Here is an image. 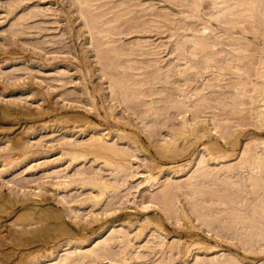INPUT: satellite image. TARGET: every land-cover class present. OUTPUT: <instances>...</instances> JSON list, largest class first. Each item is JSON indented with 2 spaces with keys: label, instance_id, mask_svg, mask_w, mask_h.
Listing matches in <instances>:
<instances>
[{
  "label": "bare ground",
  "instance_id": "bare-ground-1",
  "mask_svg": "<svg viewBox=\"0 0 264 264\" xmlns=\"http://www.w3.org/2000/svg\"><path fill=\"white\" fill-rule=\"evenodd\" d=\"M165 1L182 7L178 11L183 13L186 25H180L181 19H177L180 16L172 17L152 7L154 4H141V10H149L154 14L148 20L124 28L118 21L134 8L123 5V12H115L106 21L107 25H104V10L99 8L106 3L99 4L97 0H74L85 20L84 24L88 30L94 32L92 36L95 37L96 54L105 69L104 74L109 78V95L123 105L125 110H131L137 118L144 121L146 131L142 130L149 139L144 143L140 132L129 127L135 123L127 115L118 117L113 105L103 104L106 117H113L117 122H109L107 127L101 128L92 124L88 116L75 115L72 119L71 115H59L61 110L49 106L47 112L51 116L50 120L56 121L66 116L64 126H68V120H73L71 125L79 126L82 132L94 128L92 134L81 141L74 138L71 128L64 131L61 138L64 148L62 154L70 159L73 167L90 160L95 162L94 165H102L96 169H88L93 165L86 166L85 163V167L78 166L73 169L72 174L66 167H56L57 165H53L52 169H48V166L42 168L46 174L57 177L54 184L59 191L78 188L75 183H79V187L90 189L81 203L84 206L88 202L96 208L110 193H113L111 197L119 195L122 184L118 180L127 181L130 176L128 171L133 167L131 163L135 151L144 148L145 152H151V167L158 170L154 172L147 169L140 174L138 171L132 176H136L134 179L144 177L142 182H147L149 188L157 184V190L147 198L159 203L163 214L149 216L133 237L124 226L118 227L120 224L127 225L118 218L121 214L102 223H99L98 216L93 215L88 219V224L82 226L86 229V235L74 239L76 235L70 227L71 223L62 214H47L43 211L45 208L22 199V212L30 210L27 212L30 213L32 209L35 210V216L29 222H21L23 213L16 211L15 223L22 224V228L0 224V264H91L101 259H106L108 264H264V135L246 136V141L242 143L240 134L232 130L233 125L230 123V119L236 118L239 124L254 123L264 128V56L247 61L243 66L246 77L250 78L251 74H255L257 79L251 87L256 94L249 98H244L250 92L249 88L245 89L248 83L244 79L231 84L234 91L228 99L221 96V89L224 87L222 83L212 85H218L214 89L217 93L212 96L202 92L200 84H193L197 77L203 76L202 64L216 59L223 60L212 71L214 74L210 80H222L224 71L235 67L233 57L215 56L220 50L217 45L226 38L224 33L219 34L220 31L213 23H224L228 37L233 31L252 32L256 36L264 34V0H210L211 13H208L206 22L202 21L201 15L202 4L206 0ZM196 24L202 25L196 27ZM149 28L160 32L166 28L170 30V36L180 35L172 52L177 53L178 61L184 59V67L174 68L178 62L161 65L160 57L154 56L161 53L159 47L163 43L158 42L155 46L146 48L147 40L141 39L134 41L129 51H125V47L117 43L122 38L117 36L122 33L141 32ZM181 29L186 31L183 35L178 32ZM247 42L243 40L234 43L233 48L239 50L249 47ZM262 48L264 49V45ZM186 52L195 56L192 62L184 55ZM198 52L201 53L197 54ZM132 54L151 55L147 59L145 71H134L142 68L141 65L132 63L137 61L135 58H127L125 65L117 61L122 55ZM144 72L145 75L139 77ZM158 83L162 85L158 86ZM207 85L211 86L210 82ZM94 90L98 92L99 86H94ZM217 99V103L211 102ZM241 105L247 107L243 114H239L244 110ZM96 110L100 114L97 107ZM124 117L128 118L124 120ZM47 124L52 125L53 122L47 121ZM164 127H168V130L164 131ZM25 131L27 130L22 129L14 131L15 136L9 135V148L16 150L8 154V157L22 160L29 152L26 141L21 138ZM116 131H121L122 137L128 138L126 145H120L118 140L110 138ZM163 132L166 137L158 140L156 136ZM17 154L20 159L19 156L16 157ZM191 156L193 157L190 158ZM178 157H189L187 166L190 167L185 174L175 179L170 175L173 169L164 170V166L166 160H176ZM103 167L110 168L112 176L115 175L118 180L113 181L104 176L101 173ZM183 167L185 168H179L178 171L186 170V166ZM183 188L188 208L178 203L179 191ZM63 198L65 203L73 200L67 199L66 194ZM147 202L149 201L145 202L143 209L148 208ZM66 207L69 209L68 213H72V205ZM190 213L206 225L208 231H214L216 236L240 241L241 245L237 243L245 252L233 253L230 251L232 245L206 238L196 231L197 224L194 221V228L190 226L186 230L188 240L181 242L179 236L169 241L162 231L165 230L164 218L190 221ZM74 215L79 219L82 217L80 213ZM44 222L46 229L55 232L53 247L46 259L42 258V253L37 252L38 249H32L31 240L24 237L29 231L34 235V231L37 233L36 230L41 229L36 226L29 228L27 224H37L44 228ZM103 223L105 227L96 232ZM150 227L154 228L150 233L151 239L146 238L147 233L144 234ZM94 232L95 235L89 236ZM16 237L22 238V242L18 240L22 243L21 246L17 244ZM137 238L140 243L135 244L133 240ZM89 243L92 245L87 247ZM61 249H64L62 253Z\"/></svg>",
  "mask_w": 264,
  "mask_h": 264
},
{
  "label": "rangeland",
  "instance_id": "rangeland-1",
  "mask_svg": "<svg viewBox=\"0 0 264 264\" xmlns=\"http://www.w3.org/2000/svg\"><path fill=\"white\" fill-rule=\"evenodd\" d=\"M97 2L99 4L106 3L99 8V10H104V25H107L106 21L115 12H123V5H129L134 8L133 11L119 19L118 24L124 28H127L130 24L154 17V14L149 10H141V4H154L152 7L164 11L175 18L178 15L180 17L177 19H181L179 21L180 25H186L183 13L178 11L182 7L176 6L169 1L97 0ZM210 10V0H206L202 4L203 13L201 15L203 22L208 21L207 17L208 13H211ZM84 21L74 0H0V224L5 227L22 228V224L16 225L17 222L15 223L17 221L15 219L16 216H14L16 211L20 214L23 213L20 217L21 222H29L35 216V210L32 209L31 214L27 213L30 210L22 212L21 200L23 199L34 202L37 207L45 208L46 211H43L47 214L52 212L62 214L71 223L70 227L76 235L74 239H80L86 235V229H83L82 226L83 224H88V219L93 215L98 216L99 223H102L107 219H115L118 214H121L118 217L122 221L121 223L127 224H120L118 227L124 226L126 231H129L130 236L133 237L140 225L146 223L149 216L163 214L160 204L147 198L152 192L157 190V184L153 188H149L147 182H142L144 177L134 179L136 176H132L133 173L138 171H140V174L147 169H152L154 172L158 170V168L153 169L150 165L151 152L149 150L145 152L144 148H142V150L137 149L135 151L131 163L133 167L128 171L130 176L127 181L124 179L118 180L115 175L112 176L110 168L103 167L101 173L113 181L118 180L122 184V190L116 197H111L113 193H110L109 197L103 200L96 208L90 206L91 203L87 202L84 206L81 203V200L87 196L90 189L79 187L80 184L75 183L74 185L78 186V188L59 191L54 184L57 177L54 178L53 174H46L42 169L45 166H48V169H52L54 168L52 167L53 165H57L56 167H66V170L72 174L73 169L78 166L85 167V163L86 166L93 165L88 169H96L102 165V163L94 165L95 162L90 160L76 164L73 167L70 159L62 154L64 148L61 144V138L64 131L67 128H71L74 131V138L81 141L88 138L94 128L82 132L79 130V126L71 125L74 123L73 120H68V126H64L66 124V116H62L56 121L50 120L51 116L47 112L49 106L58 111L61 110L62 112L59 115H71L72 119H74L75 115L88 116L92 124L101 128L107 127L109 122H117L113 117H106V109L103 106V104L113 105L118 117L127 115L135 123V125H130L129 127L140 132L144 143L148 142L149 139L145 132L146 125L144 121L137 118L136 114L131 110H125L123 105L109 95V78L104 74L105 69L96 54L95 37L92 36L94 32L88 30ZM196 25V27H200L202 24ZM213 25L220 31L219 34L224 33L226 38L224 39L225 41L217 45V49L220 50L215 56H218V58H222V56L233 57L235 67L224 71L222 80L215 78L210 80L214 74L212 71L216 70L223 60L216 59L208 64H202L201 68L203 71L201 74L203 76L197 77L193 84H200L201 86L199 87L203 88L202 92L212 96L217 93L214 89L218 87V85H212L218 82L222 83L224 87L221 89L223 92L221 96L228 99V96L234 91V87L231 84L238 83L244 79L248 83L245 89H250L249 94L244 96V98H249L256 94L251 87L257 79L255 74H251L250 78L246 77L247 74L243 72V66L247 61L264 56V49L262 48L264 45V34L256 36L252 32L233 31L228 37L226 36L224 23L215 22ZM240 27L238 26V28ZM178 32L183 35L186 31L181 29ZM169 33L170 30L166 28L161 32L151 28L141 32H127L117 36L122 37L117 43L123 45L125 51L131 50L133 42L141 39L147 40L148 45L146 48L153 47L158 42L163 43L159 47L161 53L154 57H160L161 65L178 62V65L173 67L176 69L182 68L186 64L184 59L178 61L177 53L175 51L172 52L173 48L176 47V41L180 39V35L174 34L170 36ZM243 35L246 37H242ZM243 40H247L250 46L239 48V50L233 48L234 43H240ZM199 53L201 52L197 54ZM184 55L191 62L194 60L195 56L189 52ZM150 56L140 54L122 55L117 61L125 65L128 62L127 58H135L137 61L132 63L141 65L142 68L134 71L142 72L145 71L147 59ZM144 75L145 72L140 74L139 77ZM180 82L183 81L180 80ZM208 82H210L211 86L207 85ZM96 85L99 86L98 92L94 90ZM161 85L162 83H158V86ZM153 97H157V95H153ZM211 102L217 103L218 99ZM241 106L244 107V110L240 111L239 114H243L247 110L246 106ZM96 107L100 110V114L97 113ZM127 118L124 117L123 119L126 120ZM47 121H51L53 124L49 125ZM230 123L233 125L232 130L240 134L242 143L246 141V136L264 135V128L258 127L254 123L239 124L236 118L230 119ZM22 129L27 130L21 134V138L26 141L29 152L24 159L16 160L8 157V154L16 150L9 148L11 140L8 138H10L9 135L15 136L16 132L14 131ZM163 130H168V127H164ZM120 132L116 131L110 138L118 140L120 145H126L128 138L122 137ZM165 135L163 132L156 138L162 140L166 137ZM18 156V159H20L19 154L16 157ZM190 158L178 157L176 160H166L164 170L173 169L170 175L174 176L175 179L179 178L190 167L187 166ZM183 166H186V170L178 171L179 168H185ZM183 190L184 188L179 191L178 203L188 208V204H185L186 194ZM65 194L67 199L73 200L65 203L63 198ZM146 201H149L146 203L148 208L143 209ZM66 205H72L71 209L73 210L70 209L72 213H68L69 209ZM74 213H80L81 219L77 218ZM190 215V221H184L181 218L179 220L176 218H164L163 227L165 230L162 231L169 241L179 236L181 237V242L188 240L189 236L186 230H189L190 226H192V229L194 228V221L197 224L196 231L206 236V238L217 239L218 242L232 245L233 248L230 251L233 253L234 251L245 252V249L239 247L240 241L216 236L214 231H208L206 225L196 220L194 214L190 213ZM105 223L96 232L103 229ZM27 226L29 228H32V226L41 228L36 230L37 233L34 231L35 236L29 231L24 234V237L28 240L30 239V243L33 245L32 249H38L37 252L42 253V258L46 259L50 248L53 247L52 239L55 232L45 228L46 222H44V228L37 224H27ZM153 229V227H150L145 230L144 234L147 233L146 238H152L150 233H152ZM96 232L91 233L89 236L95 235ZM18 237L20 238L21 235ZM18 237H16V240L19 245L18 240L22 242V238L19 239ZM137 240L138 238L133 240V242L136 244ZM91 245L92 243H89L87 247ZM115 248L117 249L118 246ZM63 250H60L61 253ZM91 264H108V262L106 259H101L93 261Z\"/></svg>",
  "mask_w": 264,
  "mask_h": 264
}]
</instances>
